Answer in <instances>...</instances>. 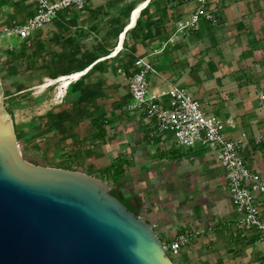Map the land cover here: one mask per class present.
I'll return each instance as SVG.
<instances>
[{"label":"rangeland","instance_id":"obj_1","mask_svg":"<svg viewBox=\"0 0 264 264\" xmlns=\"http://www.w3.org/2000/svg\"><path fill=\"white\" fill-rule=\"evenodd\" d=\"M142 1L144 0H89L84 13L70 12L60 17L58 16L59 19L57 18L58 20L56 23L54 22L46 26L45 29L38 31L35 33V36L28 41L18 39L15 36H0L1 77L6 79L9 74H19L23 81L29 85L26 92H39L41 91L40 86L46 84L54 75L60 77L69 75L66 73L74 70L85 71L90 61L91 52L98 51L101 55L103 54L101 52L108 50V56L113 53L118 45L121 34L125 30L126 24L131 19L133 10L137 4ZM206 1H208L210 5L207 10H209V12L214 11L212 13L214 19L209 21L202 15L201 22L197 29L185 28L183 30H176L175 28L176 22L180 19L183 20V22L189 20L191 11L197 8L198 5L195 0H173L169 2L167 8L158 13L160 16L159 20L162 22L158 25L159 27L151 26L148 28L144 25L146 16L144 13L140 12L138 17H141L143 21L144 28L141 30L142 32L140 31L138 36H135L134 27L126 32L122 47L120 51L113 55L116 59L112 62V66L110 65L108 68V72L104 75L97 73L90 78H85L84 73L78 78H70L69 81H82L84 84H92L94 90L98 94L101 93L103 88L108 87V85H113L111 81H115V84L121 85L125 90L128 89L130 71L128 70L126 73L122 68L127 63L129 64L130 54L147 55L148 58L152 60L153 57H159L166 50H168L171 57L169 64L165 66L169 68L171 72L180 68V73H183L182 77L177 80L171 79V77L167 79V81L172 84H178L177 82H179L185 74H189L188 72H191L194 67L205 72L211 63L215 64L217 62L218 68H223V70H225L226 67L223 64L226 62L227 57L232 58L231 60L233 62V58L239 60L241 55H243L244 45L242 39L245 27L242 22L244 16H242L241 22L239 21L243 25V29L240 26H237L236 29L231 28L228 26L229 21L226 19L225 15L222 14V10L229 5V0ZM112 2H114V4ZM163 2L164 0L160 1L162 4ZM251 2V7L253 8H257L264 4L262 0H251ZM150 10L154 12L153 7ZM25 16L26 13L24 12L20 17ZM238 17H240V14ZM67 18H72L74 21ZM0 19H2L1 15ZM245 22V24L249 25V22H251L250 18H248V20L245 19ZM203 23H209L210 26L206 31H203V35L196 37L195 33L200 32V26ZM159 28L160 30L164 28V31L157 33ZM146 29H151L148 34L156 37L153 39H151L152 37H150V39L148 37L145 38L144 33ZM168 31L170 33H168ZM232 32H236L234 33L235 36L232 35V37H230L229 35H231L230 33ZM233 36L236 38L239 37L238 40H240L235 47H231V43H229L230 38L232 39ZM162 40L166 41L165 44L160 42ZM14 47L17 54H20V56L8 58L4 53L5 50ZM21 48H26L25 57L21 56ZM1 55L5 56L1 57ZM103 58L105 57H101L100 59ZM110 60L111 59H109V61ZM171 61H174V63ZM180 62H182L181 65ZM235 63V68H238L239 71L243 72L247 68H249L251 72L259 71V67L256 64L252 66L245 63L239 65L237 62ZM163 64H165V62H163ZM160 66L161 65L155 66L157 71L150 79L159 75ZM102 76H108L107 78H109V80L105 82L106 84L99 83ZM219 82L217 83L218 87L216 93L220 95L219 99L223 101L239 97L234 94L236 90H238L237 88L245 84H250V81H247L243 77L239 79L238 84L233 78L228 79L226 76H224L223 79L220 78ZM259 82L260 81L257 80V83ZM57 84L58 82L43 89L46 92V96L49 95V88ZM232 86H234L235 89ZM21 94L24 93L19 92V94L12 93L6 95L7 105L12 99L18 100ZM260 96L264 99V93L258 94V98ZM60 99L63 100L60 105L66 104L68 107H74L71 100L65 101V99H63V95ZM58 101L59 99H57V97H53L52 100L45 105V108L46 106H48V108L50 107V102L57 106ZM130 101L132 102L133 100L131 99ZM32 106L33 104L30 103L28 107L22 106V108L15 110L19 128L18 138L20 139L18 141L20 149L27 160L51 166L53 160L45 158V152L48 150L46 147L47 142L54 141V139H52L51 134L43 135L40 129L42 127L41 124L45 120L41 118V113L45 110L39 111ZM123 112L127 116H138L142 122V116H140L138 112L128 113V111L124 109ZM168 144L171 145V142L162 145L156 143V145L154 144L150 149H152L153 154L156 156L164 151L167 154H173V152L168 151L169 149H166ZM131 148L138 150L137 143L131 144L130 149ZM133 153L134 151L131 149L123 154L125 155L124 158H119L125 164V172L119 183L115 185V183L111 182V180L106 177V174H101V177L108 181L110 188H116L123 196H140L141 209L139 215L143 218L146 211L149 212L157 209L163 212L166 210L167 223H165L164 226L168 230L178 232L181 228L180 224H182V220L184 221L183 217H193L196 213L193 211L194 207L200 204L203 198L204 201H206L207 198L210 197L211 191H209V186H220L212 185L210 182L211 175L217 172L219 173V167H221V165L210 153H208V151L207 155H199L198 158L183 155L178 159L168 158V161H159L158 157L154 155L152 157L151 153H149L147 159H140L139 161L136 157L137 155L133 156ZM56 160L60 159L57 158ZM74 167L77 166L74 165ZM148 189L154 191L156 198L153 199L154 201L151 203V207L147 206V208H145L141 197L145 193L143 191L148 192ZM186 203L190 205L189 209L193 212H188L189 214H186V212L183 211L184 209H181V206ZM183 214H186V216H183Z\"/></svg>","mask_w":264,"mask_h":264},{"label":"crops","instance_id":"obj_2","mask_svg":"<svg viewBox=\"0 0 264 264\" xmlns=\"http://www.w3.org/2000/svg\"><path fill=\"white\" fill-rule=\"evenodd\" d=\"M88 3L89 0H87L86 6ZM251 3V0H229V5L222 10V14L229 21V27L234 29L237 26L242 29L245 27L242 39L244 50L239 60L233 58L232 62V58L227 57L223 64L226 67L225 70L221 67L219 69L217 62L211 63L205 72L194 67L191 72H188L189 74H185L177 82V85L186 87L208 111L214 112L223 119L231 117L236 121V125L230 128L229 136L236 137L241 131L247 133L252 142V147L250 151L245 152V158L254 170L264 174V99L261 96L258 98V94L264 93V4L253 8ZM34 11L35 4L32 0H0V15L2 16L0 30L14 23L24 22ZM85 11L86 7L83 10L70 9L60 12L58 16L70 12L82 14ZM24 12L26 16L20 17ZM238 13L241 18L238 17ZM242 16H244L242 22L244 27L240 23ZM57 18L53 23L57 22L59 19ZM248 18L251 21L249 25L245 24V19L248 20ZM67 19L72 20V18ZM209 26V23L201 24L200 32L195 33V36L203 35V31H206ZM234 33H230L229 36H235ZM234 36L232 39L230 38L231 47H235L238 41L240 42L239 37ZM160 42L165 44L166 41ZM169 54L166 50L159 57L152 58L155 66L161 65L159 75L150 79V86L155 91L168 90L173 85L167 81L170 77L174 80L182 77L183 73H180V68L171 72L165 66L169 64L171 57ZM111 55L108 57H113ZM171 62L174 63V61ZM235 62L238 65L245 63L253 66L256 64L259 71L251 72L249 68L243 72L239 71L238 68H235ZM181 64L182 62H180ZM89 69L90 66L85 71ZM224 76L228 79L233 78L237 84L239 79L243 77L250 81V84L237 88L238 90L234 94L239 97L223 101L219 99L220 95L216 92L217 83ZM257 80L260 82L257 83ZM111 82L113 85H108L102 89L101 94L96 98L95 107L92 108L98 115L103 114L110 120V124L105 127L107 132L105 137L98 135V129L90 119L74 117L65 122L61 128L50 130L45 129L44 123L41 124V133L43 135L51 134L52 139H54V141L47 142L48 150L45 152V158L53 160L51 166L78 169L101 177V174L105 173V168L115 158H124L125 155L123 154L131 149L134 151L133 156L137 155L139 161L140 159H147L149 153L152 154V157L153 155L156 156L150 148L154 144H158L161 138L149 135L150 125L143 119L141 122L138 116H127L123 112V106L131 100L129 89L124 90L121 85L115 84V81ZM232 87L234 88V86ZM60 98H62V94L57 95V99H59L58 104L56 103L57 106L50 102L49 108L46 106L42 109L45 110L41 113L42 118H44L47 110H56L60 106L63 102ZM258 136L262 137V142L255 144L254 140ZM134 143H137L138 150L130 149V145ZM208 153L205 150L191 157L198 158L199 155H207ZM57 158L60 160H56ZM158 160L168 161V158L158 157ZM219 169V173L211 175L210 182L212 185L220 186H209L210 197L206 201L203 198L200 204L194 207L193 211L196 213L193 217H183L184 221L182 220L178 232L165 228L164 224L167 223L166 210L163 212L157 209L146 211L144 219L156 224L155 231L161 239H167L189 228L198 229V236L193 238L187 247H183L179 254L173 257L175 264H264V240H261L259 235L239 222L240 215L234 209L227 192L225 170L222 166ZM152 189H148V192L143 191L145 193L141 199L145 208L151 207L153 199L156 198ZM259 199L262 202V216H264V195L259 196ZM189 206L186 203L181 206V209H184L186 214L191 213L193 211L189 209Z\"/></svg>","mask_w":264,"mask_h":264},{"label":"water","instance_id":"obj_3","mask_svg":"<svg viewBox=\"0 0 264 264\" xmlns=\"http://www.w3.org/2000/svg\"><path fill=\"white\" fill-rule=\"evenodd\" d=\"M0 75V264H175L108 181L27 160Z\"/></svg>","mask_w":264,"mask_h":264},{"label":"built area","instance_id":"obj_4","mask_svg":"<svg viewBox=\"0 0 264 264\" xmlns=\"http://www.w3.org/2000/svg\"><path fill=\"white\" fill-rule=\"evenodd\" d=\"M35 11L22 23H14L0 31V36H15L21 40H30L40 30L45 29L58 17V14L70 9L83 10L87 0H32ZM197 8L190 13L189 20L176 22V30L197 29L202 15L212 21L213 12L206 0H195ZM209 6V7H208ZM128 89L132 102L123 106L128 113L138 112L150 125L149 135L159 136L158 145L168 144L188 150H207L225 170L227 192L239 222L254 231L264 240V216L259 196L264 195V174L254 170L247 162L245 152L250 151L252 142L247 133L241 131L236 137H230V128L236 125L233 118L223 119L208 111L201 102L185 87L173 84L166 91H155L150 86V77L156 73L155 65L147 55L137 56L129 68ZM262 142V137L255 138L254 143ZM191 151L189 156L197 155ZM155 229L156 224L150 223ZM197 228H189L161 239L167 254L173 257L187 247L197 237Z\"/></svg>","mask_w":264,"mask_h":264},{"label":"trees","instance_id":"obj_5","mask_svg":"<svg viewBox=\"0 0 264 264\" xmlns=\"http://www.w3.org/2000/svg\"><path fill=\"white\" fill-rule=\"evenodd\" d=\"M115 1V0H114ZM161 0H150L149 3L144 6V8L141 10V13H144L146 16V21L144 25H146L148 28L151 26H158L162 22L159 20L160 16L158 13H160L162 10H165L169 4V2L173 0H164L163 4L160 3ZM175 1V0H174ZM114 4V2H112ZM153 7L154 12H151V8ZM157 17V18H156ZM158 19V20H157ZM128 21V20H127ZM159 27V26H158ZM162 27V26H161ZM143 21L141 17L137 18L136 24L134 25V35L138 36L139 32L143 29ZM151 29H146L144 33L145 38L152 37L153 39L156 36H150L149 31ZM160 31H164V28H160L157 30V33H160ZM167 31V30H166ZM142 32V31H141ZM169 33V31H168ZM108 50L101 52L103 54H99L98 51L91 52V57L88 66H90V69L84 74L85 78H90L93 75H96L97 73L104 75L106 72H108V68L116 59L113 57H106L109 55L107 52ZM5 55L9 57H15L20 56L16 52L15 47L14 48H7L5 50ZM21 56H26V48H21L20 50ZM3 55V56H5ZM1 55V57H3ZM137 56H143V55H137ZM135 53L129 55V64L123 66V71L128 72L130 66L133 64L135 58L137 57ZM101 57H105L104 59L100 60ZM109 59H111L109 61ZM87 66V67H88ZM112 66V65H111ZM75 71H71L66 74H71ZM58 75H54L51 78H56ZM2 78V77H1ZM107 81L106 76H102L99 80V83H105ZM3 87H4V95H10L12 93H24L21 94L20 97L17 99H12L10 103L7 105V110L11 114L14 122L15 131L17 134H19V128L18 123L16 119L15 110L24 107L30 106V103L33 104L34 109H38L39 111L45 108V105L53 98L57 97L59 94V91L62 90L63 99L71 100L74 107H68V105L63 104L60 105L59 108L56 110H47L44 114L45 119L43 121V125L45 129H59L61 128L65 122L69 121L70 119H73L74 117H78L79 119H90L93 123V125L98 129V135L101 137L106 136V125L110 124V120L107 118V116L100 114L98 115L95 110L92 108L96 105V98L101 93H96V91L93 88L92 84H84L82 81L80 82H71L68 81L66 85H63L62 83H58L56 86H52L49 88L48 93L49 95L46 96V92L44 90H41L39 92L32 91V92H26L29 88V85L26 84L22 77L19 74H9L6 79L2 78ZM106 84V83H105ZM104 85V84H103ZM102 91V90H101ZM62 131V130H61ZM20 138H18L19 140ZM168 151L173 152V154H167V153H160L157 155V157H167L171 159H178L182 157L183 155H189L191 151H197L198 153H201L202 151H205V149L200 150H188V152L182 151L180 148H176L172 146ZM125 172V164L123 161H121L119 158H116L108 167L105 168L106 177L111 180V182L119 183L122 175ZM110 192L118 197L129 210L134 212L136 215H139L140 212V198L134 197V196H123L121 195L116 188H110Z\"/></svg>","mask_w":264,"mask_h":264},{"label":"bare ground","instance_id":"obj_6","mask_svg":"<svg viewBox=\"0 0 264 264\" xmlns=\"http://www.w3.org/2000/svg\"><path fill=\"white\" fill-rule=\"evenodd\" d=\"M149 1L150 0H144L141 3L137 4V6L135 7V9L132 12L131 19L126 24L125 30L121 34V36L119 38L118 45L116 46V48L113 51L111 56L115 55L118 51H120V49L122 47L123 40L125 38L126 32L129 29H131L132 27H134V25L136 24V21H137L139 13L144 8V6H146L149 3ZM86 72L87 71H83V70L75 71V72H73V73H71L69 75H66V76H60V77H56V78H53V79H49L48 82L46 84H44V85H41L40 88H41V90H43L44 88H46V87H48L50 85H53L54 83H57V82L58 83H62L63 85H66L70 78H73V79L78 78V77L82 76ZM62 93H63L62 90L59 91V94H62Z\"/></svg>","mask_w":264,"mask_h":264}]
</instances>
